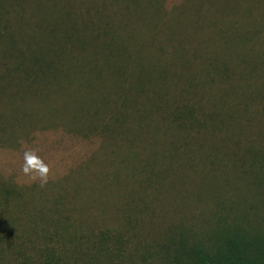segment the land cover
<instances>
[{
	"label": "rangeland",
	"instance_id": "1",
	"mask_svg": "<svg viewBox=\"0 0 264 264\" xmlns=\"http://www.w3.org/2000/svg\"><path fill=\"white\" fill-rule=\"evenodd\" d=\"M224 233L264 238V0H0V264Z\"/></svg>",
	"mask_w": 264,
	"mask_h": 264
},
{
	"label": "trees",
	"instance_id": "2",
	"mask_svg": "<svg viewBox=\"0 0 264 264\" xmlns=\"http://www.w3.org/2000/svg\"><path fill=\"white\" fill-rule=\"evenodd\" d=\"M117 73L123 74V70L120 69ZM176 112H186L187 121L189 116L193 117L192 111L188 110L187 106L179 107ZM180 122L179 124L185 123L184 119ZM51 256V254L47 255L46 262L56 264L55 261L49 259ZM172 256L176 264H264V238L254 246L238 235L224 233L212 249L197 243L190 246L178 243ZM111 264L123 263L115 261Z\"/></svg>",
	"mask_w": 264,
	"mask_h": 264
}]
</instances>
